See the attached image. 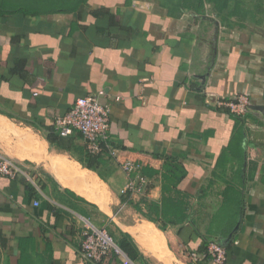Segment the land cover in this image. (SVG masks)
Wrapping results in <instances>:
<instances>
[{
    "label": "crops",
    "instance_id": "crops-1",
    "mask_svg": "<svg viewBox=\"0 0 264 264\" xmlns=\"http://www.w3.org/2000/svg\"><path fill=\"white\" fill-rule=\"evenodd\" d=\"M78 2L0 12V152L34 178L0 174V264H96L79 253L88 223L131 238L139 264H218L189 256L212 242L227 249L224 264H264V19L243 4L223 18L207 0ZM20 59L26 79L11 73ZM101 89L118 156L104 147L94 170L79 131H56L63 149L48 135L57 116ZM240 94L251 111L239 119L217 101ZM166 157L184 177L164 179ZM126 160L148 177L147 195L122 193ZM164 196L182 204V222L144 214V199ZM144 223L162 232L173 262L137 239Z\"/></svg>",
    "mask_w": 264,
    "mask_h": 264
},
{
    "label": "built area",
    "instance_id": "built-area-1",
    "mask_svg": "<svg viewBox=\"0 0 264 264\" xmlns=\"http://www.w3.org/2000/svg\"><path fill=\"white\" fill-rule=\"evenodd\" d=\"M105 94V90L101 89L79 97L68 113L56 117L54 127L62 136L77 130L83 135L90 153L104 154V147H106V153L108 151L110 156L117 158L118 150L112 145L109 132L110 107L103 102ZM120 98L116 97L117 100ZM217 103L240 118L247 116L251 111V101L247 94H240L229 99H218ZM121 167L128 175V182L122 189V193L147 195L149 179L139 169V166L131 160H126L121 163ZM0 174L12 178L23 176L34 180L25 167L2 152H0ZM79 253L84 260L96 264H107L106 260L113 254L120 256L121 264H139L119 246L106 227H99L92 223L86 224L82 231ZM189 256L194 262L212 258L216 263L224 264L227 259V249L212 242L207 252L191 251Z\"/></svg>",
    "mask_w": 264,
    "mask_h": 264
},
{
    "label": "trees",
    "instance_id": "trees-1",
    "mask_svg": "<svg viewBox=\"0 0 264 264\" xmlns=\"http://www.w3.org/2000/svg\"><path fill=\"white\" fill-rule=\"evenodd\" d=\"M55 0H0V12H17V11H22L27 5H31L32 7H37L39 4L41 6H46V10L50 11L53 10L54 8L52 7L54 5ZM64 2H69V0H62ZM86 0H79L80 3L84 2ZM208 2H213L216 7V11L220 17L223 18H229L232 16L237 15V13H241V5H245V0H207ZM78 2V3H79ZM233 2H235L234 8H232ZM250 13L252 11H249ZM12 74H18L22 78L26 79L28 77V69H27V60L26 59H20L16 61V65L11 69ZM230 113V112H229ZM231 114V113H230ZM233 115V114H231ZM235 116V115H233ZM237 117V116H235ZM240 119V117H237ZM54 127V126H53ZM55 129V127H54ZM49 131L48 139L50 142L54 143L57 145L58 148L63 149L64 145L59 141L60 138L55 135L56 129ZM105 162L104 158L101 155H93V154H88L86 155V158L84 160V165L90 169L97 170L98 166ZM107 162V160H106ZM99 170V169H98ZM101 174V171H99ZM103 175V174H102ZM164 179L165 178H173V179H178L181 177L185 176L184 169L179 163H175L172 161H169V157H166V164H165V171H164ZM164 192L168 191L171 192L172 187L164 185L163 186ZM122 200L132 203L131 199L129 196L122 195ZM144 202L148 206V212H145L144 214L150 219L155 221V218L152 216L151 213H157L158 215H161L162 218L166 219L167 222H172V223H179L184 220V214L182 210V204L174 200L173 198H168L164 196V199L161 203L158 202H147L146 199H144ZM134 204V203H133ZM134 206L140 211L143 212L142 207L138 204L135 203ZM164 229V227H161ZM112 236L116 240V242L119 244V246L132 258V259H137L138 257V251L137 247L135 246L134 242L132 239L128 238H122V239H117L116 236L111 232ZM207 243V241L205 240ZM206 245H204L200 251L201 252H207L206 251Z\"/></svg>",
    "mask_w": 264,
    "mask_h": 264
},
{
    "label": "bare ground",
    "instance_id": "bare-ground-1",
    "mask_svg": "<svg viewBox=\"0 0 264 264\" xmlns=\"http://www.w3.org/2000/svg\"><path fill=\"white\" fill-rule=\"evenodd\" d=\"M63 159L66 160V163H68V162L70 163V160L68 161L65 158H63ZM71 165L73 166V170H75L78 173V176H80L82 180L85 179V180H88V181H92V184L94 186L100 188V186L98 185L99 183L97 182L98 180H97V178H95L94 175H92L91 173L84 172V170L82 171L77 164H74V163L71 162ZM77 167L80 170H78ZM135 232H137L136 233L137 239L140 241V243L142 245L148 246V247L154 249V251L162 259L167 260V261L170 260V262L172 261L171 258L168 260V258H169L168 257L169 252H168V249H167V247L165 245V237L163 236L162 232H160V230H158L156 228V226L154 224H152V223H144V224H141L137 228H135ZM150 243L153 245L152 247H151Z\"/></svg>",
    "mask_w": 264,
    "mask_h": 264
},
{
    "label": "rangeland",
    "instance_id": "rangeland-1",
    "mask_svg": "<svg viewBox=\"0 0 264 264\" xmlns=\"http://www.w3.org/2000/svg\"><path fill=\"white\" fill-rule=\"evenodd\" d=\"M245 6L246 9L252 11L250 13L251 17L253 16L255 17V19H258L259 17L264 19V0H245ZM18 162L21 163L20 161ZM106 229L110 233L113 232L112 230H110V227H107Z\"/></svg>",
    "mask_w": 264,
    "mask_h": 264
}]
</instances>
